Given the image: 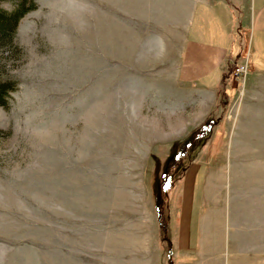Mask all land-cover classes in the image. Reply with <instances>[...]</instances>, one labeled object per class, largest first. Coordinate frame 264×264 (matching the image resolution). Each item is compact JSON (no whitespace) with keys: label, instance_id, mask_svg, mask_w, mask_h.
<instances>
[{"label":"rangeland","instance_id":"obj_1","mask_svg":"<svg viewBox=\"0 0 264 264\" xmlns=\"http://www.w3.org/2000/svg\"><path fill=\"white\" fill-rule=\"evenodd\" d=\"M87 2L0 40V264H264V71L245 47L212 100L177 80L191 0Z\"/></svg>","mask_w":264,"mask_h":264},{"label":"crops","instance_id":"obj_2","mask_svg":"<svg viewBox=\"0 0 264 264\" xmlns=\"http://www.w3.org/2000/svg\"><path fill=\"white\" fill-rule=\"evenodd\" d=\"M192 6L177 67L178 82L212 100L218 92L232 95L235 86L227 76L230 66L250 51L251 71H264V47L252 46V27L264 26V0H191ZM240 49L233 57L235 42ZM249 46V47H248ZM257 53V54H256Z\"/></svg>","mask_w":264,"mask_h":264},{"label":"trees","instance_id":"obj_3","mask_svg":"<svg viewBox=\"0 0 264 264\" xmlns=\"http://www.w3.org/2000/svg\"><path fill=\"white\" fill-rule=\"evenodd\" d=\"M3 1L5 0H0V40L3 42H11L22 17L37 8V0H13L15 6L14 8L9 10L2 6ZM15 88H16L15 80H0L1 105H7L8 95ZM222 94H223L222 96L224 97L223 102L225 103L226 94L224 92ZM223 97L221 98L223 99ZM213 122H214V118H210V119L207 118L198 127V129H200L199 131L205 129L206 127L212 126ZM200 135H201L200 133H195L194 135L192 134L189 142L186 143V146L192 148L195 145V143H197ZM181 166H183V160L180 158V156L176 155L173 159V164H171L170 167L171 172L169 171V175L171 176V181L178 174V169ZM162 229L164 231V235H166L167 234L166 223L162 225ZM166 239L169 240L168 237Z\"/></svg>","mask_w":264,"mask_h":264},{"label":"clouds","instance_id":"obj_4","mask_svg":"<svg viewBox=\"0 0 264 264\" xmlns=\"http://www.w3.org/2000/svg\"><path fill=\"white\" fill-rule=\"evenodd\" d=\"M35 12L46 9V15L54 18L57 22L61 20L70 21L78 30L87 28L86 17L90 14V5L87 0H50L46 5H41Z\"/></svg>","mask_w":264,"mask_h":264},{"label":"built area","instance_id":"obj_5","mask_svg":"<svg viewBox=\"0 0 264 264\" xmlns=\"http://www.w3.org/2000/svg\"><path fill=\"white\" fill-rule=\"evenodd\" d=\"M234 71L236 72V74H246L247 66L245 64H236V66L234 67Z\"/></svg>","mask_w":264,"mask_h":264}]
</instances>
